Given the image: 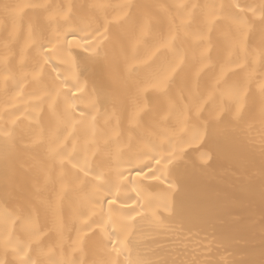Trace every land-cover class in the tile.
<instances>
[{
  "label": "snow or ice",
  "instance_id": "6c2138e0",
  "mask_svg": "<svg viewBox=\"0 0 264 264\" xmlns=\"http://www.w3.org/2000/svg\"><path fill=\"white\" fill-rule=\"evenodd\" d=\"M0 145V264H264V0H3Z\"/></svg>",
  "mask_w": 264,
  "mask_h": 264
},
{
  "label": "bare ground",
  "instance_id": "6f19581e",
  "mask_svg": "<svg viewBox=\"0 0 264 264\" xmlns=\"http://www.w3.org/2000/svg\"><path fill=\"white\" fill-rule=\"evenodd\" d=\"M2 2L3 0H0V3ZM54 2L59 3L61 0H54ZM167 2H176V0H167ZM223 2L227 3L229 0H223ZM253 2L259 3V0H253ZM221 148L222 152L218 159L207 170L200 169L194 162L193 157L185 158L177 164L176 174L182 178L181 195L193 207H195L204 189L210 183L213 185L219 184L221 188L228 186V179L224 175L227 167L224 142L221 143ZM0 150H2V145H0Z\"/></svg>",
  "mask_w": 264,
  "mask_h": 264
}]
</instances>
